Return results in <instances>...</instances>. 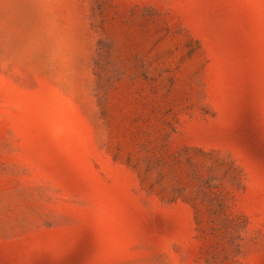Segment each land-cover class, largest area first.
<instances>
[{"label":"rangeland","instance_id":"1","mask_svg":"<svg viewBox=\"0 0 264 264\" xmlns=\"http://www.w3.org/2000/svg\"><path fill=\"white\" fill-rule=\"evenodd\" d=\"M0 264H264V0H0Z\"/></svg>","mask_w":264,"mask_h":264}]
</instances>
